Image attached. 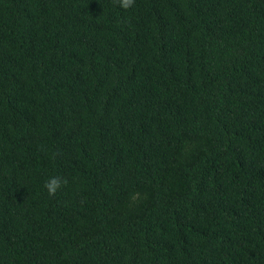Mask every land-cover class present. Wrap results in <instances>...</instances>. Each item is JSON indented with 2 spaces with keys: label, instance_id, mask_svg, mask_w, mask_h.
Here are the masks:
<instances>
[{
  "label": "trees",
  "instance_id": "trees-1",
  "mask_svg": "<svg viewBox=\"0 0 264 264\" xmlns=\"http://www.w3.org/2000/svg\"><path fill=\"white\" fill-rule=\"evenodd\" d=\"M0 264H264V0H0Z\"/></svg>",
  "mask_w": 264,
  "mask_h": 264
},
{
  "label": "clouds",
  "instance_id": "clouds-1",
  "mask_svg": "<svg viewBox=\"0 0 264 264\" xmlns=\"http://www.w3.org/2000/svg\"><path fill=\"white\" fill-rule=\"evenodd\" d=\"M119 5L125 10L131 8L135 4V0H118ZM67 179L59 176L50 177L45 182V188L48 190L50 196H54L56 192L67 184Z\"/></svg>",
  "mask_w": 264,
  "mask_h": 264
}]
</instances>
